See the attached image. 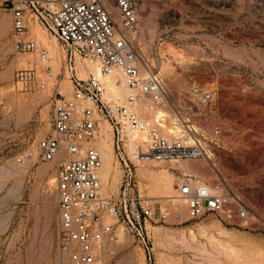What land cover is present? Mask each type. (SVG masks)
Segmentation results:
<instances>
[{
  "label": "rangeland",
  "instance_id": "374dc122",
  "mask_svg": "<svg viewBox=\"0 0 264 264\" xmlns=\"http://www.w3.org/2000/svg\"><path fill=\"white\" fill-rule=\"evenodd\" d=\"M138 10L139 49L166 85L165 103L142 97L138 113L153 118L163 112L167 135L203 149L201 157L175 162L134 161L137 185L129 191L153 208L145 231L154 264H264V0H139ZM11 21L0 0V264H54L61 259L55 166L26 158V152L35 155L37 141L52 134L54 91H72L64 61L68 47L40 13L29 12L27 35L48 50L49 69L43 71L36 55L15 50ZM75 63L76 75L86 78V63ZM35 66L45 89L14 81L18 68ZM207 92L211 97L205 99ZM98 131L92 144L100 148L101 165L110 162L107 177L99 171L102 191L113 195L122 172L105 118ZM184 174L193 186L238 195L250 225L227 223L213 212L190 219L186 203L176 197ZM166 185L171 197L164 196ZM102 261L147 264L141 243L124 231L104 243Z\"/></svg>",
  "mask_w": 264,
  "mask_h": 264
},
{
  "label": "built area",
  "instance_id": "2783aa9c",
  "mask_svg": "<svg viewBox=\"0 0 264 264\" xmlns=\"http://www.w3.org/2000/svg\"><path fill=\"white\" fill-rule=\"evenodd\" d=\"M5 0L12 16L13 46L17 53L31 52L44 66L48 50L27 35V16L38 12L45 27L68 47L65 57L72 91L69 96L55 90L52 99V134L37 141L36 154L26 158L53 162L59 224L57 248L61 259L54 264H103L102 247L116 239L119 231L131 233L146 252L147 264H154L146 223L153 208L130 194L137 185L134 161L175 162L203 156V149L185 143L183 136L170 137L163 129L164 114L153 118L138 113V101L147 97L163 105L166 85L159 71L139 49V0ZM97 65L98 74L86 78L76 73V61ZM113 77L126 87L125 100L112 101L104 96L106 78ZM14 81L32 89H45L46 81L35 67L18 68ZM211 97L209 92L204 98ZM105 118L113 131L116 159L122 172L116 194L105 195L99 176L101 156L92 141L98 135L99 121ZM129 147L133 149L130 150ZM177 197L184 200L190 219L206 212L217 213L227 223L250 225V212L233 192L209 191L202 185L191 186L184 174Z\"/></svg>",
  "mask_w": 264,
  "mask_h": 264
},
{
  "label": "bare ground",
  "instance_id": "6f19581e",
  "mask_svg": "<svg viewBox=\"0 0 264 264\" xmlns=\"http://www.w3.org/2000/svg\"><path fill=\"white\" fill-rule=\"evenodd\" d=\"M85 63H86V67L87 68H89L90 69V71L92 72V73H94V74H98V67H97V65L95 64V63H93V62H90V61H88V60H86L85 61ZM87 74V73H86ZM83 77H84V75H85V73H82L81 74ZM107 80H106V86H107V88L109 89V91L111 92V95L109 94L108 95V93H109V91H107L106 93V95L105 96H110L111 98H108V99H110V100H112V101H117L118 100V97H120V95H121V93L123 92L121 89L122 88H120L121 87V84H118L117 82H116V80L113 78V77H107L106 78ZM125 88V87H124ZM107 89V90H108ZM120 90H121V93H119L120 92ZM125 90H126V88H125ZM126 92V91H125ZM124 94V93H123ZM123 97H125V96H123ZM121 99H122V97H120ZM119 98V99H120ZM97 148H99L98 146H96ZM104 147H106V145L104 144ZM133 148H131V150H132ZM99 151H100V148H99ZM105 154V153H104ZM106 165H104L103 164V166L100 168V173H102V175L104 176V177H107V173H108V167L110 166V162H107V163H105ZM184 164V163H183ZM188 164V163H187ZM108 166V167H107ZM180 166V165H179ZM190 170V169H189ZM102 176V177H103ZM101 178V177H100ZM53 182V180L52 179H50L49 178V180H48V183H52ZM195 184V183H194ZM194 184H192V182H191V186H193ZM202 186H204V187H206L209 191H211V187H209V186H207V185H205V184H202ZM164 188V192L167 194V193H170L171 192V190H172V186L171 185H166V186H164L163 187ZM177 190V189H176ZM173 192V191H172ZM171 192V193H172ZM170 193V194H171ZM164 196H167V197H171L169 194H167V195H164ZM173 197V196H172ZM177 197V196H176ZM178 198V197H177ZM176 210V209H175Z\"/></svg>",
  "mask_w": 264,
  "mask_h": 264
}]
</instances>
